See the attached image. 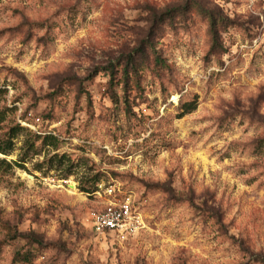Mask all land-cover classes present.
I'll use <instances>...</instances> for the list:
<instances>
[{
    "label": "rangeland",
    "instance_id": "rangeland-1",
    "mask_svg": "<svg viewBox=\"0 0 264 264\" xmlns=\"http://www.w3.org/2000/svg\"><path fill=\"white\" fill-rule=\"evenodd\" d=\"M0 88V264H264V0H0Z\"/></svg>",
    "mask_w": 264,
    "mask_h": 264
},
{
    "label": "built area",
    "instance_id": "built-area-1",
    "mask_svg": "<svg viewBox=\"0 0 264 264\" xmlns=\"http://www.w3.org/2000/svg\"><path fill=\"white\" fill-rule=\"evenodd\" d=\"M103 200V206L92 213V229L95 235L104 237L113 232L132 234L142 225L141 216L135 211L132 200L115 185L99 186L95 198Z\"/></svg>",
    "mask_w": 264,
    "mask_h": 264
},
{
    "label": "trees",
    "instance_id": "trees-1",
    "mask_svg": "<svg viewBox=\"0 0 264 264\" xmlns=\"http://www.w3.org/2000/svg\"><path fill=\"white\" fill-rule=\"evenodd\" d=\"M209 15L210 17H212L211 13H209ZM212 27H215L214 19H212ZM142 57H144V54H142ZM157 61L164 64V62L160 58H158ZM139 66L140 63L137 62V59H135L132 54L129 55L127 57V62L124 67L125 78L129 80V76L131 74L135 76L138 75ZM127 80L126 83H128ZM7 95H8V91L4 88H0V154L4 156H9L14 151L15 141L18 138L19 132L26 130L20 124L11 120V115L14 114L16 108L8 107L6 102ZM196 108H197L196 102L187 104L185 106L184 114L192 113L194 110H196ZM37 139L38 140L43 139L44 144L49 146L54 145L53 142L54 143L58 142V140L52 135H46L44 138H41L39 135H37ZM0 163L10 168V165L7 164L5 161H0ZM83 192L87 194L92 193L90 192V190H86V189H84ZM95 192H93V194L91 195L94 196Z\"/></svg>",
    "mask_w": 264,
    "mask_h": 264
},
{
    "label": "bare ground",
    "instance_id": "bare-ground-1",
    "mask_svg": "<svg viewBox=\"0 0 264 264\" xmlns=\"http://www.w3.org/2000/svg\"><path fill=\"white\" fill-rule=\"evenodd\" d=\"M71 188H72L73 190H75V186H72Z\"/></svg>",
    "mask_w": 264,
    "mask_h": 264
}]
</instances>
